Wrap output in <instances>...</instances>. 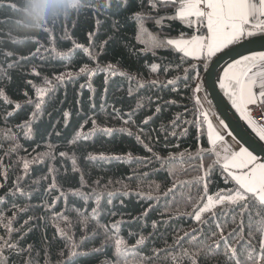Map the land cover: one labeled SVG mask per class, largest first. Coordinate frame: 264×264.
Wrapping results in <instances>:
<instances>
[{
    "label": "trees",
    "instance_id": "1",
    "mask_svg": "<svg viewBox=\"0 0 264 264\" xmlns=\"http://www.w3.org/2000/svg\"><path fill=\"white\" fill-rule=\"evenodd\" d=\"M154 2L0 0V264L259 257L258 199L200 211L237 187L196 91L219 55L154 44L205 36L206 21Z\"/></svg>",
    "mask_w": 264,
    "mask_h": 264
},
{
    "label": "snow or ice",
    "instance_id": "2",
    "mask_svg": "<svg viewBox=\"0 0 264 264\" xmlns=\"http://www.w3.org/2000/svg\"><path fill=\"white\" fill-rule=\"evenodd\" d=\"M150 2L153 7H156L154 0ZM161 2L167 4L169 0H161ZM171 2L176 3L177 0H171ZM193 17L196 18L197 24L206 20L210 39L194 38L188 41L168 39L160 42H155L154 39V44L156 46L171 45L184 52L185 55L196 53L193 56L194 59L209 60L218 52L232 44L239 43L246 37L256 35L264 37V0H179L175 15L167 18H178L191 27L194 22ZM224 81H227V84ZM220 86L225 90L233 108L240 113L241 117L247 114L250 105L258 101L264 103V52L254 56H244L235 64H230L224 71V80L221 81ZM196 91L199 92L200 89L197 88ZM2 95L0 91V96ZM43 95L44 90H41L40 96ZM221 124L223 125L222 121ZM249 124L259 140L264 141V129L252 125L251 121ZM208 127L212 151L218 155L217 163L223 165L224 171L231 173L232 169H236L239 174L231 176V180L237 187L228 196H218L215 201L208 198L207 204L202 205L200 211L215 214L214 204H222L225 200L244 208L250 200L258 199L260 206L264 207V162L257 163L256 157L248 148L240 147L238 150H233L221 133L213 131L210 121ZM223 127L227 128V125ZM249 147L255 151V142L250 143ZM259 147L264 151V145H259ZM195 219L200 221L201 215L197 214ZM219 226V224L216 225V227ZM258 231L264 235V221L260 222ZM142 242L143 238L138 241V243ZM261 243L259 257L253 256L251 252L248 253V259L252 264H256L257 259L264 260V240Z\"/></svg>",
    "mask_w": 264,
    "mask_h": 264
},
{
    "label": "water",
    "instance_id": "3",
    "mask_svg": "<svg viewBox=\"0 0 264 264\" xmlns=\"http://www.w3.org/2000/svg\"><path fill=\"white\" fill-rule=\"evenodd\" d=\"M261 52H264V37L260 35L232 46L213 61L206 75V84L212 103L229 131L252 151L253 149L249 147V144L255 142L256 150L253 152L263 158L264 161V151L259 147V145H264V142L259 140L251 126L234 111L220 90L221 74L225 68L237 60L243 59L244 56Z\"/></svg>",
    "mask_w": 264,
    "mask_h": 264
},
{
    "label": "crops",
    "instance_id": "4",
    "mask_svg": "<svg viewBox=\"0 0 264 264\" xmlns=\"http://www.w3.org/2000/svg\"><path fill=\"white\" fill-rule=\"evenodd\" d=\"M171 1V0H169ZM206 21V20H205ZM201 40L205 39V38H209L210 39V33L207 32V34L205 36H198ZM248 38V37H246ZM178 40V39H177ZM244 40V39H243ZM245 41V40H244ZM242 42V41H240ZM239 42V43H240ZM238 44V43H237ZM233 45V44H232ZM236 45V44H235ZM231 46V45H230ZM228 46V47H230ZM227 47V48H228ZM227 48L223 49L222 51L218 52L215 56L220 55L221 53H223L224 51L227 50ZM229 49V48H228ZM258 53H254V54H250L248 56H254ZM196 55V53H193L190 56H194ZM214 57V56H213ZM241 60V59H240ZM238 61V60H237ZM236 63V62H235ZM233 63V64H235ZM224 80V72L221 74V79H220V84L221 81ZM225 84H227V81H224ZM221 88V86H220ZM222 89V88H221ZM223 94L225 96V98L227 99V101L229 102V104L231 105V107L233 108L231 101L229 100L228 96L225 94V90L222 89ZM260 103L259 101L256 103L258 104ZM198 104H199V108L201 111V114L203 116V118L205 119L206 123H207V130H208V135L209 133V127H208V123L209 121L212 124V129L214 132H219L221 133L224 138L229 142V144L232 146L233 150H238V148L243 147V148H247L245 145H243V143H241L227 128L223 127V125H226L225 122L223 121V119L219 116V114L217 113L214 104L212 103L211 97L209 92L207 93L203 88H200V91L198 92ZM254 104V105H256ZM252 105H250L249 107H251ZM248 107V108H249ZM234 111L236 112L235 108H233ZM237 113V112H236ZM204 114H207L206 116ZM240 115V113H237ZM241 117V115H240ZM246 123L249 124V121H251L249 119V117L247 116V114L244 117H241ZM221 121L223 122V125L221 124ZM252 125H255L253 122H251ZM250 125V124H249ZM251 126V125H250ZM256 126V125H255ZM257 127V126H256ZM252 128V126H251ZM253 129V128H252ZM229 133H231V135H228ZM264 142V141H263ZM249 149V148H248ZM249 151H252L249 149ZM253 152V151H252ZM253 155L256 157V161L257 163H261L264 162L263 158H261L259 155H257L256 153L253 152ZM217 158L218 155L216 154ZM235 174H239L238 171L236 169H232L231 170V175H235Z\"/></svg>",
    "mask_w": 264,
    "mask_h": 264
},
{
    "label": "built area",
    "instance_id": "5",
    "mask_svg": "<svg viewBox=\"0 0 264 264\" xmlns=\"http://www.w3.org/2000/svg\"><path fill=\"white\" fill-rule=\"evenodd\" d=\"M247 115L255 125L264 129V103H258L249 107Z\"/></svg>",
    "mask_w": 264,
    "mask_h": 264
},
{
    "label": "clouds",
    "instance_id": "6",
    "mask_svg": "<svg viewBox=\"0 0 264 264\" xmlns=\"http://www.w3.org/2000/svg\"><path fill=\"white\" fill-rule=\"evenodd\" d=\"M30 10H31V9H29V11H30ZM29 19L32 20L33 23H36V22L38 21L39 17H36L35 19H33L32 16H29Z\"/></svg>",
    "mask_w": 264,
    "mask_h": 264
},
{
    "label": "rangeland",
    "instance_id": "7",
    "mask_svg": "<svg viewBox=\"0 0 264 264\" xmlns=\"http://www.w3.org/2000/svg\"><path fill=\"white\" fill-rule=\"evenodd\" d=\"M194 38H199L198 36H196V37H193V38H180V39H178V40H181V39H183V40H186V41H188V40H192V39H194ZM175 40V39H174Z\"/></svg>",
    "mask_w": 264,
    "mask_h": 264
}]
</instances>
